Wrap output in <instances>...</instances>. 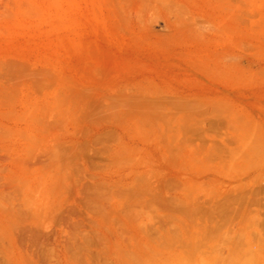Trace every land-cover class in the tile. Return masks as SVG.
Here are the masks:
<instances>
[{"label": "rangeland", "instance_id": "rangeland-1", "mask_svg": "<svg viewBox=\"0 0 264 264\" xmlns=\"http://www.w3.org/2000/svg\"><path fill=\"white\" fill-rule=\"evenodd\" d=\"M262 255L264 0H0V264Z\"/></svg>", "mask_w": 264, "mask_h": 264}, {"label": "bare ground", "instance_id": "bare-ground-1", "mask_svg": "<svg viewBox=\"0 0 264 264\" xmlns=\"http://www.w3.org/2000/svg\"><path fill=\"white\" fill-rule=\"evenodd\" d=\"M213 233H214V232H213ZM193 245H194V243H193ZM195 245H196V243H195ZM169 263H170V262H169ZM169 263H167V264H169ZM249 264H264V255H262V256L256 258L254 261H252V262L249 263Z\"/></svg>", "mask_w": 264, "mask_h": 264}]
</instances>
